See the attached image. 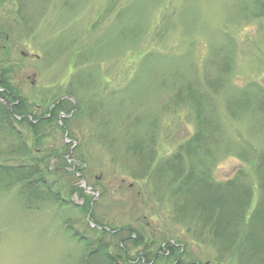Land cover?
Wrapping results in <instances>:
<instances>
[{"label": "rangeland", "instance_id": "rangeland-1", "mask_svg": "<svg viewBox=\"0 0 264 264\" xmlns=\"http://www.w3.org/2000/svg\"><path fill=\"white\" fill-rule=\"evenodd\" d=\"M0 76L10 103L36 118L64 96L78 106L63 129L0 130V165L50 155L47 183L70 204L28 202L15 176L0 175V264H84L85 245L68 227L93 240L102 228H129L153 251L173 241L181 264L247 262L241 250L264 198V0H0ZM198 114L210 126L200 153L166 168L197 133ZM18 141L28 155L13 154ZM191 171L250 191L230 251L200 234L190 212L211 210L201 193L182 218L175 213ZM85 198L91 215L75 208Z\"/></svg>", "mask_w": 264, "mask_h": 264}, {"label": "trees", "instance_id": "trees-1", "mask_svg": "<svg viewBox=\"0 0 264 264\" xmlns=\"http://www.w3.org/2000/svg\"><path fill=\"white\" fill-rule=\"evenodd\" d=\"M0 88L2 89L0 90V130L12 134V132L15 131L14 124L21 126L28 124L32 133L35 135L45 124L48 126L52 124L55 125V121H59L57 118L58 113H55V111L48 119H44L43 116L48 115L49 110L44 111L42 117L36 118L34 111H31L28 105L23 104L19 100H15L16 104L10 103L12 99L14 100L15 95L10 89L8 77L0 76ZM259 95L261 96V102L258 108L264 112V94ZM4 99H7V103H5ZM71 104L72 103L69 101H64L60 106L68 108V105L71 106ZM198 116L200 118L197 121V133L185 144L187 146L184 151H179L173 156L171 161L172 166L166 165V168L170 170L178 169V163L184 160L185 156L187 158H192L195 157L197 153H200L199 150H201L205 142L206 130L210 129V126L206 123L204 117L200 114H198ZM30 117L37 122L35 124L31 123ZM62 123L67 124L68 120L62 119ZM57 126L59 129H63L60 125L57 124ZM13 135H16L17 138L21 136L19 132ZM13 150V154L16 155L25 156L29 154L28 147L23 141L15 143ZM207 152L208 151H205L204 154ZM52 158L53 157L50 155H44L41 159L33 158L32 161L24 163L23 165L13 166L2 164L0 165V175L15 176L17 183L22 186L23 195L26 196V198L28 196V202L31 201V199H51L56 202L61 201V206H70V204H65L61 199V194L59 192L54 191V186L47 183L46 175L52 170ZM58 159L61 160L59 161L58 171H62L63 169L65 171V168L69 166L68 161L61 157ZM258 169L261 180L260 189L264 194V153L261 154L258 159ZM65 173L67 172L65 171ZM236 182H238L237 179L217 182L207 173L196 175L191 171L185 176L182 183L183 187H188L189 189L188 197L184 200L183 206H179L175 211L177 217L182 218L184 216V209L188 210L189 206L196 205L194 201L197 203L198 194L201 193L205 196L207 199L204 198L207 200L206 202L211 210L203 214L200 211H196L195 208L191 210L193 212L190 213L194 217L196 214L198 215V224L201 226L200 234H202L203 230H207L212 239L221 245L223 252L230 251L234 239L237 237L235 228L243 222L246 216L245 206H247L250 200V198L245 196L246 192L250 191L240 187ZM79 191L81 190H78V192ZM178 193H180V190ZM89 201L90 202H88V198H85L83 205L80 207L76 205L75 208L83 212L86 211V213L91 215L95 203L92 199H89ZM250 225L251 229L245 238L247 244V246H245L246 251L241 250L243 253L242 256H246L248 259L245 264H251L253 261L255 264H264V198L261 206L257 208ZM96 230L99 231L98 228H96ZM68 231L72 233L74 238L85 245L88 255L85 258L84 264H143V261H145V264H157L160 260L169 263L175 260L172 264L177 263V261V264H181L179 256L182 253H179L180 255L176 257L177 249L172 243H169L165 247L169 252L167 253L162 248H160L159 251H153L148 245L145 246L146 241L142 239L141 236H137L136 239L131 238L126 246V243L121 245V240L118 235L110 234L104 228L99 231L102 234L101 240H93L86 236H79L72 227H68ZM195 232L197 234L199 233V231ZM108 238H110L109 241ZM116 241H120V244H118L117 247L118 252L114 255L111 254L110 248ZM134 249H139V253L136 256L131 252Z\"/></svg>", "mask_w": 264, "mask_h": 264}, {"label": "flooded vegetation", "instance_id": "flooded-vegetation-1", "mask_svg": "<svg viewBox=\"0 0 264 264\" xmlns=\"http://www.w3.org/2000/svg\"><path fill=\"white\" fill-rule=\"evenodd\" d=\"M64 101H69V102H73L72 104H73V110H72V112H71V114L70 115H68V116H60L59 114H58V116H57V118H58V120L60 121V123H59V125L61 126V127H63L64 128V125L62 124V119H66V120H70V118L77 112V110H78V106L75 104V102L73 101V100H71L69 97H62L59 101H57V102H55V103H53V104H51L50 105V107L48 108V110H49V114L48 115H46V116H43V118L44 119H48V118H50L51 116H52V113L55 111V113L57 112V113H59L61 110H67L68 108H66L65 106H60L61 105V103L62 102H64ZM68 107H69V105H68ZM30 121H31V123H33V124H35L37 121H34V119L32 118V117H30ZM68 135V133H66V136ZM87 191V190H86ZM108 233H110V234H116V235H118V237H120V240H121V245L122 244H125L126 246L128 245L127 243H129V241H130V239L132 238V239H136L137 238V236H141V238L142 239H144V237L142 236V235H138L137 233H135V232H132L131 231V229H129V228H123V229H118V230H112L110 227L108 228H104ZM145 240V239H144ZM171 243L176 247V245H175V243L173 242V241H171ZM168 244H164V245H162V249L163 250H165L167 253H169L166 249H165V247L167 246ZM153 245H151V246H149L152 250L154 249L153 247H152ZM177 263H178V261H177ZM177 263H175V264H177ZM143 264H145V261H143Z\"/></svg>", "mask_w": 264, "mask_h": 264}, {"label": "water", "instance_id": "water-1", "mask_svg": "<svg viewBox=\"0 0 264 264\" xmlns=\"http://www.w3.org/2000/svg\"><path fill=\"white\" fill-rule=\"evenodd\" d=\"M6 101V100H5ZM74 102H75V104L77 105V103H76V101L75 100H73ZM84 186H86V184L84 183ZM87 191H89L90 189L89 188H85ZM92 227H94V225H91Z\"/></svg>", "mask_w": 264, "mask_h": 264}]
</instances>
